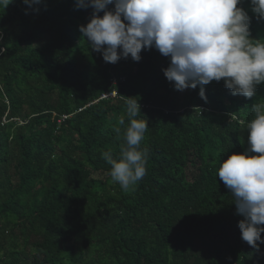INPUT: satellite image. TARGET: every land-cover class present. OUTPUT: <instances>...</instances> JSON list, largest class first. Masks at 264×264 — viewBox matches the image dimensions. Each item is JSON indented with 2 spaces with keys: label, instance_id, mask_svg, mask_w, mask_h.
Segmentation results:
<instances>
[{
  "label": "trees",
  "instance_id": "1",
  "mask_svg": "<svg viewBox=\"0 0 264 264\" xmlns=\"http://www.w3.org/2000/svg\"><path fill=\"white\" fill-rule=\"evenodd\" d=\"M238 7L264 42L250 0ZM92 14L77 0L0 5V264H264V243L241 239L243 216L217 175L249 147L264 83L252 98L223 79L204 86L206 101L199 85L182 96L154 47L105 62L79 30ZM129 97L148 123L147 163L124 191L102 153L120 158Z\"/></svg>",
  "mask_w": 264,
  "mask_h": 264
},
{
  "label": "clouds",
  "instance_id": "2",
  "mask_svg": "<svg viewBox=\"0 0 264 264\" xmlns=\"http://www.w3.org/2000/svg\"><path fill=\"white\" fill-rule=\"evenodd\" d=\"M39 11L41 0H23ZM12 0H0L6 8ZM241 0H77V7H92L87 25L79 30L105 62L157 49L170 62L164 75L175 90L195 89L205 101L204 86L223 79L233 95L252 98L264 83V42L251 38L248 12ZM251 10L264 20V0H250ZM109 5H114L109 8ZM103 11V15L100 13ZM129 125L119 159L102 153L111 166L110 176L122 190H134L146 175L147 149H140L148 129L138 100H126ZM254 118L247 124L249 147L222 160L218 176L234 197L241 239L254 249L264 243V103L252 105ZM125 117L119 118V124ZM117 133L120 128H116ZM259 242V243H258Z\"/></svg>",
  "mask_w": 264,
  "mask_h": 264
},
{
  "label": "rangeland",
  "instance_id": "3",
  "mask_svg": "<svg viewBox=\"0 0 264 264\" xmlns=\"http://www.w3.org/2000/svg\"><path fill=\"white\" fill-rule=\"evenodd\" d=\"M187 91H188V89H185L184 91H181L180 94H181L182 96H185L186 93H187Z\"/></svg>",
  "mask_w": 264,
  "mask_h": 264
},
{
  "label": "built area",
  "instance_id": "4",
  "mask_svg": "<svg viewBox=\"0 0 264 264\" xmlns=\"http://www.w3.org/2000/svg\"><path fill=\"white\" fill-rule=\"evenodd\" d=\"M115 94H116V92L113 91V92L109 93L108 95L113 96V95H115ZM105 96H107V95H103V97H105Z\"/></svg>",
  "mask_w": 264,
  "mask_h": 264
},
{
  "label": "bare ground",
  "instance_id": "5",
  "mask_svg": "<svg viewBox=\"0 0 264 264\" xmlns=\"http://www.w3.org/2000/svg\"><path fill=\"white\" fill-rule=\"evenodd\" d=\"M108 93V92H107ZM105 98V97H104Z\"/></svg>",
  "mask_w": 264,
  "mask_h": 264
}]
</instances>
